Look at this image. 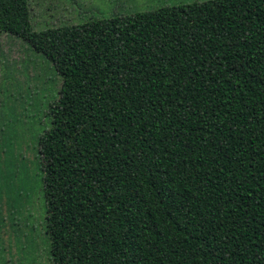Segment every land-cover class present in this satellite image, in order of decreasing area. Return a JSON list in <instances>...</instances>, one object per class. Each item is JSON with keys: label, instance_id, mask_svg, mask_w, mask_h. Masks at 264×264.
Returning a JSON list of instances; mask_svg holds the SVG:
<instances>
[{"label": "trees", "instance_id": "1", "mask_svg": "<svg viewBox=\"0 0 264 264\" xmlns=\"http://www.w3.org/2000/svg\"><path fill=\"white\" fill-rule=\"evenodd\" d=\"M147 13L110 18L90 54L43 53L50 263L264 264V0ZM30 30L27 0H0V36Z\"/></svg>", "mask_w": 264, "mask_h": 264}, {"label": "rangeland", "instance_id": "2", "mask_svg": "<svg viewBox=\"0 0 264 264\" xmlns=\"http://www.w3.org/2000/svg\"><path fill=\"white\" fill-rule=\"evenodd\" d=\"M206 1L27 0L29 42L39 52L25 40L0 36V264H51L36 138L48 128L46 110L60 78L43 53L67 56L89 47L90 54L93 37L108 35L106 23L115 24L110 18L129 25L148 11ZM109 51L114 59L128 52L118 40Z\"/></svg>", "mask_w": 264, "mask_h": 264}]
</instances>
